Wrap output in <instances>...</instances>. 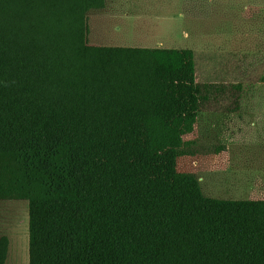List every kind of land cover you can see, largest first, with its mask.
<instances>
[{
    "label": "trees",
    "instance_id": "16d2710c",
    "mask_svg": "<svg viewBox=\"0 0 264 264\" xmlns=\"http://www.w3.org/2000/svg\"><path fill=\"white\" fill-rule=\"evenodd\" d=\"M105 7L0 0V200L28 201L29 264H264V200L177 168L211 96L194 51L92 46Z\"/></svg>",
    "mask_w": 264,
    "mask_h": 264
},
{
    "label": "rangeland",
    "instance_id": "374dc122",
    "mask_svg": "<svg viewBox=\"0 0 264 264\" xmlns=\"http://www.w3.org/2000/svg\"><path fill=\"white\" fill-rule=\"evenodd\" d=\"M89 44L195 53L198 82L210 87L177 168L204 194L264 200V0H106L91 10ZM6 264H29V204L0 200Z\"/></svg>",
    "mask_w": 264,
    "mask_h": 264
},
{
    "label": "crops",
    "instance_id": "0c3cea01",
    "mask_svg": "<svg viewBox=\"0 0 264 264\" xmlns=\"http://www.w3.org/2000/svg\"><path fill=\"white\" fill-rule=\"evenodd\" d=\"M161 45V47L160 48H164V47H162V44H160Z\"/></svg>",
    "mask_w": 264,
    "mask_h": 264
}]
</instances>
